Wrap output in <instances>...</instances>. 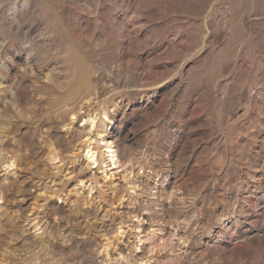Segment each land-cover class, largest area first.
I'll return each instance as SVG.
<instances>
[{
  "label": "rangeland",
  "instance_id": "rangeland-1",
  "mask_svg": "<svg viewBox=\"0 0 264 264\" xmlns=\"http://www.w3.org/2000/svg\"><path fill=\"white\" fill-rule=\"evenodd\" d=\"M0 264H264V0H0Z\"/></svg>",
  "mask_w": 264,
  "mask_h": 264
},
{
  "label": "bare ground",
  "instance_id": "bare-ground-1",
  "mask_svg": "<svg viewBox=\"0 0 264 264\" xmlns=\"http://www.w3.org/2000/svg\"><path fill=\"white\" fill-rule=\"evenodd\" d=\"M85 122L87 124L84 132L86 136L84 142L87 166L97 167L101 163H106L105 169H103L104 177H112L113 173L111 170L117 168L118 163L121 162V156L116 144L117 140L114 138L117 136L112 132L113 116L107 110H102L100 113L92 114ZM94 131H97V137L91 139V134Z\"/></svg>",
  "mask_w": 264,
  "mask_h": 264
}]
</instances>
